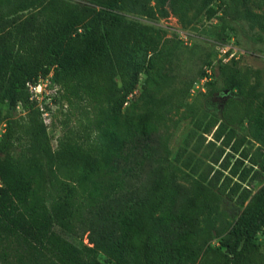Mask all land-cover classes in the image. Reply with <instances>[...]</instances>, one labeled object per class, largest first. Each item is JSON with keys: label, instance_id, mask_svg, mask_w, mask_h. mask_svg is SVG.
Segmentation results:
<instances>
[{"label": "trees", "instance_id": "1", "mask_svg": "<svg viewBox=\"0 0 264 264\" xmlns=\"http://www.w3.org/2000/svg\"><path fill=\"white\" fill-rule=\"evenodd\" d=\"M92 1L99 6L72 0H0V104L6 106L5 128L0 134V241L14 238L22 264H190L196 254L192 235L197 226L196 206L212 197L204 190L193 195L187 186L173 182L170 162L158 155L157 128L147 119H132L137 100L149 92L160 74L155 58L159 41L143 36L124 56L123 45L135 25L122 21L110 9L117 0L104 6L102 0ZM187 1L163 0L178 18L185 16ZM214 1L198 3L208 8ZM132 48L142 50L143 57L134 58ZM222 68L219 64L218 70ZM141 73L142 90L129 102L123 121L119 113L129 89L114 98L99 146L86 147L60 138L52 148L28 84L47 79V88L57 93L51 97L53 103L102 105L111 97L116 78L133 85ZM214 73L211 69L210 79ZM204 74L203 68L192 86ZM233 86L244 99L254 96V88H246V80L229 78L222 84L226 90ZM16 108L23 113L12 115ZM241 118L257 129L253 135L264 129L259 113L244 108ZM225 120L215 129L214 137L221 138L224 146L233 141L229 147L237 152L243 138L236 137L234 129L226 127L230 119ZM214 124L215 119H210L203 129ZM142 141L149 143V151L126 169L128 179L123 174L109 187L101 185L104 173L119 176V171H125L120 164V159L126 158L123 147ZM224 161L220 168L227 167ZM244 162L249 173L241 170ZM45 165L49 167L46 176L55 187L49 202L42 194ZM263 168L264 155L258 163L242 156L231 162L230 175L224 176L221 189L236 195L241 209L221 233L220 247L210 256L201 255L196 264H264V243L255 242L256 234L264 228V180L254 190L247 184ZM103 189L115 194L103 207L100 222L95 223L83 214L87 207L89 211L96 207L95 198L106 196ZM81 223L88 229L87 243L76 245L65 234H76ZM46 253L52 257L49 263L43 262ZM98 253L104 255L103 260L97 258Z\"/></svg>", "mask_w": 264, "mask_h": 264}, {"label": "rangeland", "instance_id": "2", "mask_svg": "<svg viewBox=\"0 0 264 264\" xmlns=\"http://www.w3.org/2000/svg\"><path fill=\"white\" fill-rule=\"evenodd\" d=\"M72 1L88 7L99 6V2L92 0ZM108 2L102 0L100 5ZM210 7L216 11L211 12ZM210 7L201 8L198 0H188L182 18L174 16L163 0H117L110 8L118 13L122 21L135 25L133 35L123 45L124 56L133 43L143 36H154L159 41V52L155 58L160 74L149 92L137 100L132 119H147L157 128L161 143L158 155L162 161L170 162L169 175L173 182L187 186L193 195L204 190L212 200L217 197V200H208V203L196 206L197 226L192 234L196 254L190 264H196L201 255L210 256L214 249L220 247L221 233L232 224L241 209L236 195H229L227 188L221 189L224 176L230 175L231 162L235 157L242 156L255 159V163H258L264 155V129L253 135L257 129L246 118H241L244 108H247L248 112L259 113L264 122V0H215ZM132 49L134 58L143 57L142 50ZM219 64L223 66L221 71L218 70ZM206 65H211L216 76L213 75L203 85L199 83L197 88L193 87L192 81L202 74ZM145 76L146 73L144 79ZM229 78L246 80V88L253 86L252 99H244V94L238 93L235 86L230 90L223 89V82ZM142 79L141 73L135 84L131 85L129 81L122 84L116 78L111 97L102 105L86 101L68 106L64 100L53 103L51 97L57 95L56 91L45 88L36 104L41 108V105H47L48 109L40 111L52 148L60 138L86 147L99 146L103 142L101 135L105 122L112 114L114 98L129 89L128 99L119 113V119L123 121L129 102L137 98L142 90ZM39 81L42 87L47 83L45 79ZM149 107L153 110L150 114ZM5 109V104H0V134L5 128ZM22 113L20 108H16L12 115ZM225 118L231 121L226 127H232L236 137L243 138L237 152L229 147L233 141L224 146L221 138L214 137L215 129L226 122ZM210 119H215V124L205 131L203 127ZM225 132L226 129L222 135ZM143 142L136 146L129 143L123 147L122 155L126 158L120 159V164L125 171H119V176L104 173L101 185L108 186L123 174L124 179H128L126 169L149 151V143ZM224 159L228 165L220 168L225 164ZM247 167L248 163L244 162L241 170L247 171ZM48 169L45 165L42 177V194L46 202L55 193L54 185L46 176ZM262 180L264 168L255 180H249L247 184L254 190ZM110 191L103 189L106 196L95 198L97 205L91 211L89 207L86 208L83 214L86 219L100 222L103 207L115 194ZM76 231V234H65V237L76 245L86 244L88 229L85 223L79 224ZM255 242L264 243V228L256 234ZM19 250L14 238L0 241V264H22L18 257ZM97 258L103 260L104 255L98 253ZM50 260L52 257L46 253L43 262L49 263Z\"/></svg>", "mask_w": 264, "mask_h": 264}, {"label": "built area", "instance_id": "3", "mask_svg": "<svg viewBox=\"0 0 264 264\" xmlns=\"http://www.w3.org/2000/svg\"><path fill=\"white\" fill-rule=\"evenodd\" d=\"M218 51L221 52L220 50H218ZM223 54H225V53L223 52ZM204 72H205V74L202 75V77L198 80V82H195L193 84V87L195 86L197 88L199 83L201 84L202 82L210 79L211 67L210 66H205L204 67ZM39 80L35 84H28V89H29V92H30V97H32V98H34L36 100L37 99L39 100L42 97V92L45 90V88H47V84H48L47 79H45V81H47V83H46V85H44L42 87ZM200 89H202V87H200ZM40 109H42V108L40 107Z\"/></svg>", "mask_w": 264, "mask_h": 264}]
</instances>
